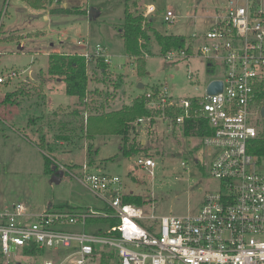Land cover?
Instances as JSON below:
<instances>
[{
	"label": "rangeland",
	"instance_id": "1",
	"mask_svg": "<svg viewBox=\"0 0 264 264\" xmlns=\"http://www.w3.org/2000/svg\"><path fill=\"white\" fill-rule=\"evenodd\" d=\"M45 2L43 9H33L26 0H0V77H7L10 72L16 74L0 84V102L5 94L18 89L26 93L16 105L0 104V208L23 203L30 213H41L49 205L52 209L62 210H102L103 203L77 179L85 163V135L79 132L61 151L67 164L58 158L60 150L54 142L62 123H68L66 120L76 115L73 117L74 121L77 120L75 129L84 127L86 130L84 115L101 114L111 106L117 107L120 98L128 103L138 94L139 99L140 94L154 86L166 87L169 97L175 101L201 98L207 83L222 78L223 70L217 65L207 68L208 63L196 55L168 62L151 36L147 50L140 58L144 60V72L137 76V59L123 54L120 38L123 0ZM194 3L193 0H135V5L128 4V10L136 16L141 12L146 14L147 7L154 6L156 13L153 14L152 27L156 31L188 38L207 32L213 22V11L209 8L211 0H201L196 8ZM66 8L76 14L52 13V9ZM166 10L176 15L172 23L162 21ZM79 40L86 41L89 50L96 44L106 47L112 66L102 75L94 64L90 65L83 102L77 101L64 108L74 98L66 95L61 80L48 78L47 56L50 53L83 52L85 47L76 45ZM197 45L194 42L192 48L195 50ZM117 64L121 65V71L114 68ZM138 83L143 84V90H137ZM40 97L44 98L45 105ZM134 127L136 134L135 137L130 135L131 139L144 141L140 157L149 156L155 162L151 172L136 166L139 154L128 157L121 154L118 136L94 138L96 153L90 165L96 163L99 172L118 176L125 187L124 192L141 197L145 216L159 219L195 215L204 196L219 189L218 181L208 174L210 155L201 148L200 139L185 136L180 126L170 127L158 119ZM40 136L44 137L43 145H39ZM45 158L51 162V170L63 172L58 183L51 182L53 173L45 172ZM105 227L104 222L88 221L83 228L66 225L58 229L92 233ZM68 254L65 250L44 249L33 255L18 249L7 257L0 256V264H44L45 261L56 264ZM65 264H71V260Z\"/></svg>",
	"mask_w": 264,
	"mask_h": 264
},
{
	"label": "built area",
	"instance_id": "2",
	"mask_svg": "<svg viewBox=\"0 0 264 264\" xmlns=\"http://www.w3.org/2000/svg\"><path fill=\"white\" fill-rule=\"evenodd\" d=\"M194 8L201 0H193ZM212 24L207 32L186 38L181 50H168V62L198 56L207 68L220 66L223 76L212 79L201 98L172 100L166 87H151L143 95L150 116L134 125L161 120L170 127L185 121H204L210 134L200 138L208 155V174L219 189L204 196L198 212L192 216H145L142 208L123 202L124 185L118 176L93 172L86 163L78 180L104 205V209H52L30 213L23 203L0 208V256L14 250L34 247L38 251L65 250L69 254L56 264H264V171L248 148L262 129L264 101L257 94L264 85V0H211ZM154 6L140 15L152 20ZM171 10L162 14L164 23H172ZM198 45L195 50L192 44ZM84 46L87 69L96 60L112 66L106 47ZM194 52V54H193ZM121 71L120 65L114 67ZM10 72L0 84L15 77ZM190 78V77H189ZM213 82L221 90L208 95ZM87 116L84 115V123ZM197 163V162H196ZM185 166V164H181ZM136 166L145 171L155 167L148 156L139 157ZM104 220L106 227L92 233L59 230L66 225ZM116 220L111 225L108 221ZM155 223V221H158ZM112 257L114 258L112 260ZM44 264H52L45 261Z\"/></svg>",
	"mask_w": 264,
	"mask_h": 264
},
{
	"label": "trees",
	"instance_id": "3",
	"mask_svg": "<svg viewBox=\"0 0 264 264\" xmlns=\"http://www.w3.org/2000/svg\"><path fill=\"white\" fill-rule=\"evenodd\" d=\"M48 2H60L62 0H47ZM29 6L33 9H43L46 5L45 0H26ZM135 5V0H123V23L120 27V38L123 43V53L129 58L137 59L136 74L140 76L144 72V60L140 58L147 49V44L154 38L155 42L160 48V53L165 54L168 50H181L185 46L186 38L183 36L165 35L156 31L152 27V20H145L141 15H133L128 10V4ZM54 14H76L71 9H52ZM46 74L48 78L61 80L65 85V93L69 97L76 98L80 103L83 102L87 94V66L83 57L78 54L65 53H50L48 56ZM94 66L99 69L103 75L106 72V66L100 60L93 62ZM92 64V65H93ZM26 93L22 89H18L14 93H7L0 102L2 106L16 105L20 97ZM259 101H264V85H262L257 94ZM18 100V101H17ZM76 114V113H75ZM150 113L147 111L143 96L135 99L130 106L123 107L117 111L103 112L101 114H89L87 116L85 142L86 157L90 166L93 155L96 150L93 148V140L95 137H110L118 136L121 138L122 155L125 157L133 154H140L141 145L135 139H130V134L134 130V122L139 118L149 117ZM153 122V121H152ZM185 136H194L202 138L209 135L210 130L204 121H185L181 126ZM44 137H39V145H43ZM248 153L256 157L257 164L260 170L264 171V119L263 128L259 136L253 140L248 148ZM45 172L53 173L51 170V162L44 159ZM123 202L137 207H141L142 199L139 196L127 194L123 197ZM60 209V208H58ZM101 221L104 220H93ZM111 225L117 224L116 220H111ZM38 252L34 247L24 249V254H36ZM114 258L112 257V260Z\"/></svg>",
	"mask_w": 264,
	"mask_h": 264
},
{
	"label": "crops",
	"instance_id": "4",
	"mask_svg": "<svg viewBox=\"0 0 264 264\" xmlns=\"http://www.w3.org/2000/svg\"><path fill=\"white\" fill-rule=\"evenodd\" d=\"M66 5V3H63V6H65ZM147 50V49H146ZM81 53H83V52H77V51H75L74 53H71V54H81ZM65 54H67V53H65ZM124 54V53H123ZM117 65H119V64H117ZM121 66V65H120ZM122 69V68H121ZM56 82H60V81H56ZM139 84V83H138ZM143 85V84H142ZM53 88V87H52ZM144 89V86H143V88L142 89H138L137 88V90H139V91H141V90H143ZM145 93V92H144ZM144 93L143 94H140V97H142L143 95H144ZM43 96V95H42ZM139 96H138V94L134 97V98H131L129 101H128V103H125L124 101L122 102V98H120V99H117L118 100V106L117 107H112L111 106V104H108V105H110L111 107L110 108H107L106 109V111H104V112H110V111H117V110H119V109H121V108H123V107H127V106H130L131 105V103L133 102V99H137ZM73 98V97H72ZM40 100H41V103H43L42 105H45V102H44V98L43 97H40L39 98ZM78 100L76 99V98H74L73 99V101L71 102V104L70 105H68L67 107H64V108H68V107H70V106H73V105H75L76 104V102H77ZM115 102V101H114ZM110 103V102H109ZM63 108V107H62ZM58 109H60V108H58ZM57 109V110H58ZM92 110H94V109H96V108H91ZM54 111H56V110H54ZM91 113V112H90ZM54 116V115H53ZM74 116H76V115H74ZM73 116V117H74ZM73 117H69L66 121L68 122V123H66V124H64V123H62V126H61V128H60V130H59V132H57V134H55V139H56V141L54 142V145L56 146V148L58 149V150H60V152H58L57 153V155L59 156L58 158H59V160L60 161H62V162H64V163H66L67 164V162H66V159L64 158V154H63V152H61V151H63V150H65L64 148H66L67 146H66V144H67V142L69 141V139H71V138H73L74 136H76V135H78L79 134V132H81V134L83 135H85V128L83 127H78L79 128V130L78 129H75L76 127H74V125L76 124V122H77V120L76 121H74L73 120ZM151 123H153V122H151ZM136 134V131H135V127H134V130H133V132H131V134L130 135H133V137H135L134 135ZM106 137H104V139H105ZM130 139H131V137H130ZM138 142L140 141L139 139L137 140ZM140 143V145H144V141L142 140V141H140L139 142ZM117 144H118V149H119V151L121 152L122 151V146H121V138L120 137H118L117 138ZM84 145H85V143H84ZM142 148V147H141ZM122 153V152H121ZM139 157H140V154H139ZM149 157V156H148ZM86 161H88L87 160V157H86V154H85V163H86ZM72 163H70V165H71ZM90 170L91 171H93V172H99L100 170H98V167H97V164L95 163V165H90ZM134 179V178H133ZM125 188V187H124ZM126 193L128 194H132L133 195V193L132 192H127L126 191ZM13 204V203H12ZM11 205V204H10ZM52 206L51 205H49L48 207H47V209H49V208H51ZM66 207H68V206H66Z\"/></svg>",
	"mask_w": 264,
	"mask_h": 264
},
{
	"label": "water",
	"instance_id": "5",
	"mask_svg": "<svg viewBox=\"0 0 264 264\" xmlns=\"http://www.w3.org/2000/svg\"><path fill=\"white\" fill-rule=\"evenodd\" d=\"M138 89H142L143 85L142 84H138L137 85ZM221 90V83L220 82H213L211 83L208 88H207V94L208 95H212V94H216L217 92H219ZM261 117L264 118V109L261 110ZM53 176L51 178V182H55L58 183L59 178H61L63 176V172L62 171H56L55 169H53Z\"/></svg>",
	"mask_w": 264,
	"mask_h": 264
}]
</instances>
